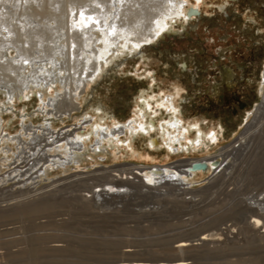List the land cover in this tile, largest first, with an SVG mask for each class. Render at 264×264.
<instances>
[{
    "label": "rangeland",
    "instance_id": "obj_1",
    "mask_svg": "<svg viewBox=\"0 0 264 264\" xmlns=\"http://www.w3.org/2000/svg\"><path fill=\"white\" fill-rule=\"evenodd\" d=\"M50 1L53 5L49 0L35 4L48 24L54 17L64 15L61 18L65 19L62 13L79 6L96 15L89 6L93 0ZM115 1L122 5L120 0L103 3L114 10ZM169 1H125L127 8L119 26L137 27L135 35L142 38ZM191 1L189 5L196 7ZM200 9L190 23L173 24L141 53L118 58L94 81L82 84L73 92L76 104L71 111L50 112L45 105L50 96L56 97L55 88L44 103L35 93L10 103L0 93L2 137L21 138L24 134L22 139L27 140V125L34 129L49 125L55 131L77 134L99 114L111 126L114 120L129 124L136 117L142 94L155 97L152 104L157 114L149 113L147 120L152 117L159 123L169 115L161 112L157 98L178 93V115L185 126L195 124L208 133L215 131L218 138L204 140L203 148L189 153H168L165 146L152 149L147 136L139 134L132 141L139 156H133L128 148L98 155L91 151L81 163L64 169L42 172L49 165L42 162L37 165V172H42L39 177L5 176L0 180V264H161L168 257L191 252L196 257L193 264H264V209L249 204L264 190V178L256 176L254 165L258 154L264 159V144L256 148L261 151L250 157L242 176L232 178L233 168L213 171L224 160L219 155L224 147L235 143L248 126H253L250 136L253 129H260L256 111L264 101V0H204ZM22 13L16 15L30 23L26 12ZM41 16H36L39 22ZM37 31L29 32L39 35ZM17 54L12 51L11 55ZM7 81L5 77L0 84ZM64 91L61 89V94ZM121 135L129 137L128 131ZM187 135L190 139L196 133ZM152 136L162 142L157 131ZM95 140L87 143L89 149ZM213 157V169L208 170L207 164L201 174L182 176L185 184L181 189L165 191L161 187L160 195L138 196L131 202L91 196L92 190L98 189L95 186L105 180L104 172L98 170L101 168L138 166L146 179L148 166ZM226 158V163H233L234 156ZM14 162L15 157L1 158L0 175L19 163ZM212 232L216 234L204 240L208 244L200 241L193 248L176 247V242L187 236L198 233L202 238V234Z\"/></svg>",
    "mask_w": 264,
    "mask_h": 264
},
{
    "label": "bare ground",
    "instance_id": "obj_2",
    "mask_svg": "<svg viewBox=\"0 0 264 264\" xmlns=\"http://www.w3.org/2000/svg\"><path fill=\"white\" fill-rule=\"evenodd\" d=\"M120 1L122 5L119 6L115 1L116 4L112 6L114 8L112 10V8L105 7L103 0H95L89 4L94 10L93 12H96L95 16L91 15L92 12H87L83 10L82 6H79L75 8L76 10L71 9V11L62 13L66 14L65 19L61 18L64 15L59 18L54 17L50 19L53 23L48 24L41 16L42 10L35 6L37 3L40 5L42 0H0V82L8 77L5 85L0 84V93L6 95L7 102L10 103L15 99L24 100L35 93L44 103L45 96L52 95L54 93L52 88H55L56 97L50 96V102L45 103L50 112L56 110L64 113L75 109L74 97L76 94L73 92L78 91L82 84L85 86L88 82L94 81L118 58L126 54L141 53L146 44L154 42L160 35L170 31L173 24L179 21L190 23L193 14H188L189 8L199 9L201 13L200 8L204 2V0H194L196 7H193L189 5L191 0H170V5H164V9L151 24L150 30L141 38L135 35L137 27L119 26L125 14L128 0ZM49 2L51 1L49 0ZM13 7L14 9H12ZM103 8L105 9L103 10ZM23 10L24 15L26 12V16L30 18H28L30 23L16 15L17 12L22 13ZM38 15L41 16L40 22L36 17ZM69 17L72 18V24ZM31 30H38L40 34H32L29 32ZM12 51H17L18 54L13 56L11 55ZM20 51H24L25 54H20ZM24 55L26 57H23ZM64 57H68V61L64 62ZM61 89H65L63 94L60 92ZM263 89L261 88V91ZM140 96V107L136 117L131 119L129 124L114 120V125L112 122L111 126L107 124V118L99 114L96 115L95 120L86 121L90 124L87 123V126L82 127L81 132L77 134L70 130L55 131L49 125L38 129L25 126V135L29 141L22 139L24 134L21 138L14 136L10 138L8 134L5 135L7 137H2L0 133V144L3 145L0 149V159L5 157V159L11 160L15 157L14 163L19 162L11 171L0 175V180L5 176L10 178L28 175H32L31 178L39 177L38 164L42 162L49 164L42 172L53 168L64 169L68 165L81 163L91 151L98 155L105 151L117 150L120 152L122 149L127 150L128 148L133 156H139L132 144L134 138L139 134L147 136L152 149L165 146L168 153H189L203 148V144L206 143L204 140L213 142L218 139L215 131L208 133L195 124L191 127L185 126L183 119L178 115L180 111L176 104L178 93L168 94L166 97L161 95L157 98V105L161 112L165 111L169 115L168 120L164 119L159 123H156L152 117L147 120L149 113L151 115L157 112L152 104L155 97L146 94ZM100 108L98 107V109ZM256 114L258 117L256 123L260 124V129H253L254 135L250 136L248 132L253 128L250 125L235 143L224 147L219 153L224 157V160L214 167L215 173L233 168L234 173L231 177L234 178L239 174L242 176L247 171L249 168L247 165H250L248 160L251 156H255V151L258 152L259 149L256 150V148L264 144V101L257 108ZM2 119L0 112V125ZM127 131L129 137H122L121 134ZM153 131L160 134L162 142L159 141L160 138L152 136ZM193 131L196 135L188 139L187 134ZM94 138H96V143L89 149L87 143L93 142ZM11 144L15 147H12ZM201 145L202 147H200ZM14 148L18 151L16 152ZM230 155L234 156V161L226 163V157ZM64 158L68 159L61 161ZM257 158L254 163L257 168L255 169L256 176L264 178V159L259 154ZM193 159V161H189L182 158L169 166H148L149 174L146 175V179H143L142 174L140 175L143 169L138 166L123 165L113 169H98L104 172L102 174L105 175V180L95 186L98 189L92 190L91 196H102L104 199L125 198L131 202L135 201L138 196H158L162 193L161 187H165V191L181 189L185 184L182 176L198 175L205 170L201 171L202 168L194 166V163L206 160V164H209V166L207 165L208 170L213 169L211 164L215 160L214 157ZM237 161H239V165L235 166ZM112 170L116 172L112 173ZM223 176L224 174L220 177ZM263 202L264 190L257 194V199L250 200L249 204L259 207L258 209H264ZM214 234L216 233H204L199 239L206 240L209 235ZM189 245L187 239L176 242L177 248L184 249ZM166 259L161 264H189L183 258L172 263H168V258ZM132 264L149 263L138 261Z\"/></svg>",
    "mask_w": 264,
    "mask_h": 264
},
{
    "label": "water",
    "instance_id": "obj_3",
    "mask_svg": "<svg viewBox=\"0 0 264 264\" xmlns=\"http://www.w3.org/2000/svg\"><path fill=\"white\" fill-rule=\"evenodd\" d=\"M188 14L191 15H199V11L198 9L195 8H189L188 10ZM196 167L202 168V169H206L207 164L204 161H200V162H196L193 164ZM200 234L196 233V234H192L190 236L185 237V239H187V241L190 243V248L194 247V245H196L197 242H203L205 244H208V241H204V240H200ZM185 259L187 262H189V264H193L196 261V257L194 255V253H187V254H180V255H176L173 257H168V261L171 262H175L177 259ZM202 264H210V263H202Z\"/></svg>",
    "mask_w": 264,
    "mask_h": 264
},
{
    "label": "flooded vegetation",
    "instance_id": "obj_4",
    "mask_svg": "<svg viewBox=\"0 0 264 264\" xmlns=\"http://www.w3.org/2000/svg\"><path fill=\"white\" fill-rule=\"evenodd\" d=\"M196 16L194 15L191 19H194Z\"/></svg>",
    "mask_w": 264,
    "mask_h": 264
}]
</instances>
